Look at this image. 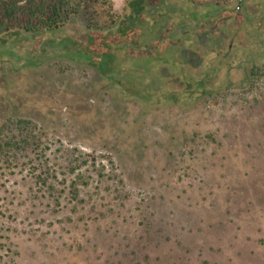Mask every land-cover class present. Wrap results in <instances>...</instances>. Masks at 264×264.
Returning <instances> with one entry per match:
<instances>
[{
    "label": "rangeland",
    "instance_id": "obj_1",
    "mask_svg": "<svg viewBox=\"0 0 264 264\" xmlns=\"http://www.w3.org/2000/svg\"><path fill=\"white\" fill-rule=\"evenodd\" d=\"M130 1L0 49V264H264V0H145L108 77L64 52Z\"/></svg>",
    "mask_w": 264,
    "mask_h": 264
},
{
    "label": "trees",
    "instance_id": "obj_2",
    "mask_svg": "<svg viewBox=\"0 0 264 264\" xmlns=\"http://www.w3.org/2000/svg\"><path fill=\"white\" fill-rule=\"evenodd\" d=\"M68 1L0 0V49L4 50L7 37H20L21 42L27 38L35 40L45 33H52L61 28L68 15L74 10H79L72 8ZM136 4L132 3V10ZM134 24L128 18L121 22L113 33L91 31L84 41L64 38L61 44L64 52H74V57L85 59L100 75H108L112 73L118 61V44L127 43L133 38ZM163 41L164 39H160L153 45L159 49Z\"/></svg>",
    "mask_w": 264,
    "mask_h": 264
},
{
    "label": "flooded vegetation",
    "instance_id": "obj_3",
    "mask_svg": "<svg viewBox=\"0 0 264 264\" xmlns=\"http://www.w3.org/2000/svg\"><path fill=\"white\" fill-rule=\"evenodd\" d=\"M143 2H144V0H132V2H128L127 3V7H126V9H127V14L126 15H124L123 17H122V20H121V22H123L124 20H126V19H130V20H132L135 24H134V30H135V33H134V36H133V38H131L130 39V41H132V39H134V37L136 36V32H137V29H139V26H141L144 22H146V18L144 17V15H143V11H142V4H143ZM132 3H137L136 4V6L134 7V9L133 10H135L134 12H132L133 10L131 9L132 7ZM240 3H241V1H239V4L234 8V10H233V14L235 15V17L237 18V17H239V15L241 14V11H242V8H241V6H240ZM189 15H191V14H188V15H186L185 14V17H188ZM212 17H214L215 18V20H214V22H213V24H212V26L211 27H215V25L217 24V23H219V21L221 20V16H219V13L217 12V13H215ZM213 18V19H214ZM121 24V23H120ZM206 27V26H205ZM205 27H202V29H204ZM117 29V28H116ZM205 29H207V27L205 28ZM170 30H172V28H170L169 30H167V32H169ZM196 31L195 32H199L200 31V27L199 28H196L195 29ZM164 34V33H163ZM163 34H161L160 35V37L159 38H161V39H164L165 40V38L167 37L166 35H167V33H165L164 35ZM163 37V38H162ZM64 39V38H63ZM62 39V40H63ZM160 40V39H159ZM129 41V42H130ZM123 43H125V42H123ZM128 43V42H127ZM60 44H61V42H60ZM264 48V41L263 42H261V48ZM133 50V49H132ZM131 53H137V52H134V50L133 51H131ZM138 53H140V52H138ZM249 62L250 63H252L253 62V60L251 59V60H249ZM91 67V66H90ZM95 70V69H94ZM96 71V70H95ZM97 72V71H96ZM98 73V72H97ZM99 74V73H98ZM207 75H209V74H207ZM102 77H108L109 76V74L108 75H101ZM210 76H208V78H209ZM189 86L191 87H193L192 89V92L191 93H193V94H197V93H201L202 92V94H204L205 92L202 90L206 85H205V80L202 78V79H199L198 80V82H197V84H189ZM207 87H208V85H207ZM240 88L241 89H243V85H242V83H240ZM228 89L229 90H232V86L231 85H228ZM212 93V91H210V93L209 94H211Z\"/></svg>",
    "mask_w": 264,
    "mask_h": 264
}]
</instances>
